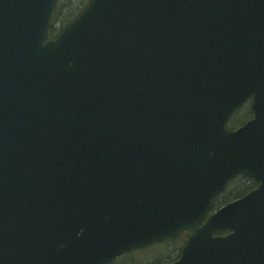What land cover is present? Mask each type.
I'll return each mask as SVG.
<instances>
[{"label": "water", "instance_id": "1", "mask_svg": "<svg viewBox=\"0 0 264 264\" xmlns=\"http://www.w3.org/2000/svg\"><path fill=\"white\" fill-rule=\"evenodd\" d=\"M55 3L0 0V264H264V0H91L51 39Z\"/></svg>", "mask_w": 264, "mask_h": 264}, {"label": "trees", "instance_id": "2", "mask_svg": "<svg viewBox=\"0 0 264 264\" xmlns=\"http://www.w3.org/2000/svg\"><path fill=\"white\" fill-rule=\"evenodd\" d=\"M88 2L89 0H58L52 15L51 36L54 37L62 27L72 21L85 8ZM244 108L243 109L246 110L247 113L246 118H248L250 116L248 106H244ZM228 125L233 129L236 127L231 124ZM245 181L247 182V185L237 187V195H234L233 193V195L229 193L227 194L225 191L215 198L211 204V211L220 208L230 200L249 191L250 188H252V181ZM182 244V237L166 239L160 244H155L145 249L126 253L115 259L111 264H170L178 258L179 250ZM163 245L167 246L166 249H162L165 248L161 247Z\"/></svg>", "mask_w": 264, "mask_h": 264}, {"label": "rangeland", "instance_id": "3", "mask_svg": "<svg viewBox=\"0 0 264 264\" xmlns=\"http://www.w3.org/2000/svg\"><path fill=\"white\" fill-rule=\"evenodd\" d=\"M245 109V108H244ZM241 109L240 112H236L234 115H232V117L229 120V124L233 125V126H238L240 123H242V121L247 117V113L246 110ZM246 114V115H245ZM247 185L246 181H240V180H236L234 181L229 188H227L226 193L228 194V192L231 190V195H237V187L239 186H245ZM233 193V194H232ZM233 198V197H232ZM161 247H165L162 249H166V245L161 246ZM168 249V248H167ZM169 250V249H168Z\"/></svg>", "mask_w": 264, "mask_h": 264}, {"label": "flooded vegetation", "instance_id": "4", "mask_svg": "<svg viewBox=\"0 0 264 264\" xmlns=\"http://www.w3.org/2000/svg\"><path fill=\"white\" fill-rule=\"evenodd\" d=\"M237 179L240 180V181H243V180H244V178H237ZM237 179H236V180H237ZM253 182H254V187H253V188H256L257 183H256L255 181H253ZM253 188H252V189H253ZM225 234H226V233H225Z\"/></svg>", "mask_w": 264, "mask_h": 264}]
</instances>
